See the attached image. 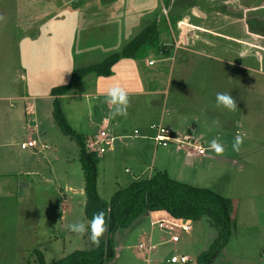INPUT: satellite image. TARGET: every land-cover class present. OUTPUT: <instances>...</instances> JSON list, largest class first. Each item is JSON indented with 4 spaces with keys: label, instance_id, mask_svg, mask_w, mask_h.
I'll use <instances>...</instances> for the list:
<instances>
[{
    "label": "rangeland",
    "instance_id": "obj_1",
    "mask_svg": "<svg viewBox=\"0 0 264 264\" xmlns=\"http://www.w3.org/2000/svg\"><path fill=\"white\" fill-rule=\"evenodd\" d=\"M47 1L0 0V68L4 70L0 76L8 80L4 84L1 80L2 88L10 93L26 89L25 99L11 96L0 102V119L9 123L10 117L13 125L8 124L3 141L14 145L20 161L27 157L34 164L28 176L15 173L4 183L0 264H36V250L50 263L90 247L88 238L66 230L77 219L87 221L85 179L78 143L55 123L52 90L67 85L74 71L102 63L122 50L155 20L161 22L158 45L134 59L120 60L113 77L90 74L78 80L68 94L57 97L60 109L70 127L84 138L87 151L97 155L101 198L110 200L117 190L156 172L213 190L233 199L236 216V225L214 264H261V234L252 229L253 210L246 213L241 159L232 145L245 130L264 127V0H113V8L106 0H76L69 6L74 13L67 9L41 19L42 11H49L44 8ZM65 1L57 0V4ZM252 6L257 8L249 9ZM58 21L66 26L44 36ZM23 64L30 65L18 72L16 68ZM148 77L150 88L145 84ZM115 83L129 92L128 113L134 112L132 123L126 118L129 124L125 123L124 130L114 127L122 121L111 117L103 95ZM146 91L160 93L138 96ZM217 92L230 93L238 109L218 108ZM141 98L151 101L141 102ZM26 108L33 115H26ZM103 119L112 124L102 130ZM139 120H145L148 133L134 131ZM149 125L158 129H149ZM171 125L186 127L190 139L179 141L198 142L207 149L205 155L181 150ZM160 130L170 133L171 140L165 145L154 141ZM102 131L113 142L90 145L100 141ZM210 131L229 137L226 146L230 149L224 145L223 156L209 149ZM23 140L33 141L35 148L22 150ZM211 156L232 159L235 164L210 161ZM192 226L191 233H181L179 242L173 244L170 235L140 217L114 235L117 254L109 264H145L137 258L136 247L152 233L158 236L153 240V264H171L177 255L197 264L199 255L211 248L219 234L206 217Z\"/></svg>",
    "mask_w": 264,
    "mask_h": 264
},
{
    "label": "trees",
    "instance_id": "obj_2",
    "mask_svg": "<svg viewBox=\"0 0 264 264\" xmlns=\"http://www.w3.org/2000/svg\"><path fill=\"white\" fill-rule=\"evenodd\" d=\"M160 24V21H153L122 50L108 56L102 63L74 71L67 85L52 90V95L56 97L55 123L63 134L76 141L80 147V162L85 179V218L90 221L93 213L103 210L109 218V232L101 239L99 247L87 239L90 245L88 249L74 251L67 257L50 263H46L42 253L36 250V264H109L117 254L113 240L116 232L126 231L140 217L157 211H165L173 218L192 222L208 218L210 226L215 227L219 237L210 249L199 255L197 264H214L216 255L224 247L232 227L236 225L233 199L213 190L178 182L164 172L134 180L129 187L117 190L110 200L101 198L97 192V155L87 151L84 138L70 127L58 104L57 97L68 94L78 80L90 74L110 78L114 75V66L120 60L134 59L144 49L158 45ZM163 52L168 54L166 49ZM84 237L88 238L86 235Z\"/></svg>",
    "mask_w": 264,
    "mask_h": 264
},
{
    "label": "crops",
    "instance_id": "obj_3",
    "mask_svg": "<svg viewBox=\"0 0 264 264\" xmlns=\"http://www.w3.org/2000/svg\"><path fill=\"white\" fill-rule=\"evenodd\" d=\"M75 1L76 0H67L63 3H60V5H58L57 0H48L47 2H45L46 5L44 4V8H47L49 11L45 12L43 10L42 14L40 15L39 18L42 19V18L51 16V15H56L57 12L60 13L62 10L64 11L67 9H68V12L74 13L75 11L70 10L69 6L71 3L75 2ZM109 1H111V2H109ZM106 2H108V5H112L111 7L113 8V5H114L113 0H106ZM252 2H254V1L249 0V3H252ZM254 6H252V8L250 7L249 9L257 8ZM65 12H67V11H65ZM112 17H114V15ZM54 19L55 18H52V21ZM59 23L60 24L56 25V26L54 24L51 26L49 25L50 27H49V29H47L48 31L46 32V34L44 36H46L48 33L52 34L53 32L58 31L61 27L66 26V24L63 22H59ZM43 38L44 37H42L41 39H43ZM41 39H39V41ZM46 44L54 45V43H46ZM45 59H51V57L46 56ZM149 64H150V62H149ZM28 65H30V64H23L19 68H16V69L19 72L21 70L26 69L27 68L26 66H28ZM2 71H4V70L3 69L1 70V68H0V73ZM115 75L116 74L114 72L113 76H115ZM20 77L23 79L22 75H20ZM154 77H155V75H154ZM155 78L153 80H155ZM119 79L123 80L125 78H124V76H121V77L119 76ZM1 80H2L3 84H4V81L5 82L8 81L6 78L4 79L3 76H0V102L4 101V99H7V97H11V96H15L17 98L25 99L26 89L23 90V88H22L21 92L10 93L6 90H3V88H2L3 84L1 83ZM147 80L148 81H145V82H147L145 84H148V87L150 88L151 87L150 84L152 81L150 80L149 77L147 78ZM137 84L138 83L134 84V86H137ZM139 93H141L138 95L140 97H149V96H153V95H158L160 92L156 93V91H146V92H139ZM98 99H100V96L98 97ZM133 99H136V98H133ZM140 101L141 102H148V101L150 102L151 99H142L141 98ZM107 107L111 110V106L109 104H107ZM130 108H131V106L128 108V110ZM25 113H26V115H33L34 112L32 110H29L26 108ZM131 113H134V112L132 111ZM131 113H128L126 117H123V116L118 117V120L122 121V122H120L119 124L115 123L114 127L117 129L119 128L120 130H124V128H125L124 126L126 124H129L128 121H130V123H132V121L130 120V114ZM8 115L9 114H7V116ZM1 117H2V115H0V118ZM9 118L10 117H8L9 123L5 122L3 119H0V122L4 125L0 128V199H2V196H4V189H5L4 183L9 180L8 178L15 175V173H18L21 175L27 174V176H28L29 170L34 165L32 162H30L29 159H27V157L24 159H21V161H20L15 155L16 151L14 150V145L8 144L7 142L5 143L3 141V139H4L3 135L6 132V128H8V126H9L8 124H10V126H13V125H11L12 121H10ZM126 118L128 121L126 120ZM173 120L176 121L178 119L173 117ZM110 121L111 120L103 119L101 122V129L103 130V129L109 128L112 124ZM144 121L145 120H139V122L138 121L135 122L136 125H135L134 131L138 130V131H143V132L148 133L147 127L144 125ZM162 121H163V119H162ZM150 126L151 125L148 126L149 129H150ZM169 128H171V132L174 133V135H176L177 138H179V139L180 138L190 139V136H188V132H187L186 127H182V126H178V125L177 126L171 125ZM35 130L37 131V128ZM241 136L244 137L243 144L239 150V156L241 159L240 174L242 175V195L244 196V200H246L248 203V205H247L248 207L246 208L247 209L246 213L249 214V211L253 210L252 214H254V217H255L253 225L249 224L248 227H251V225H252V229H254L255 232L261 234V236H260L261 238L259 239V241H261L260 253L264 254V127H257L256 126L254 129L249 128L248 130H245V132H243V134ZM114 137H118V136H114ZM119 137H122V136H119ZM145 137L146 136H142V138H145ZM207 137H209L210 141L213 138H217L220 141V143L225 145V146H226V142H227L226 139L229 138L225 134L223 135L221 133H212L211 131L207 134ZM22 143H24V140L22 141ZM43 148L46 149L47 147L43 146ZM141 148L144 149L145 147L141 146ZM30 149H33V148H30ZM30 149H22V150H30ZM209 149H210V147H209ZM226 149H230V148L227 147ZM21 154H23V153H21ZM209 160L210 161L216 160V161L222 162V163L226 162V164H229V165L235 164V162L232 159L229 160V159L216 157V156H211V158H209ZM27 187H28V185H27ZM169 216L170 215L165 211H157V212H151L148 214V216H143L142 218L149 219L150 224H152L153 221H156L159 219H167ZM155 238H158V236L152 233L150 236L147 237V240H149L151 243H153V240H155ZM260 261H261V264H264V258Z\"/></svg>",
    "mask_w": 264,
    "mask_h": 264
},
{
    "label": "clouds",
    "instance_id": "obj_4",
    "mask_svg": "<svg viewBox=\"0 0 264 264\" xmlns=\"http://www.w3.org/2000/svg\"><path fill=\"white\" fill-rule=\"evenodd\" d=\"M105 102L111 106L110 115L114 119L116 117H126L128 108L131 106L129 92L120 84L115 83L109 86L105 92ZM216 106L227 109L228 111H236L238 109L237 100L226 92L216 93ZM216 126L220 125L219 120L213 121ZM239 127V124L236 125ZM243 136L238 135L232 145L233 151L239 152L243 144ZM209 147L218 156H223L225 153L224 145L217 138H213L209 142ZM127 170V169H126ZM66 230L75 233L83 238L88 236L89 241L96 247L100 246L101 239L109 232V218L103 210L93 213L90 221L77 219L76 221L66 225Z\"/></svg>",
    "mask_w": 264,
    "mask_h": 264
},
{
    "label": "built area",
    "instance_id": "obj_5",
    "mask_svg": "<svg viewBox=\"0 0 264 264\" xmlns=\"http://www.w3.org/2000/svg\"><path fill=\"white\" fill-rule=\"evenodd\" d=\"M152 62H150V65ZM151 129L156 130L158 126L152 125ZM100 141L97 142H90V145H97L101 141H103L100 145L104 142L109 146L111 142H113L114 138H109L106 136L105 132L102 131L99 135ZM171 136L168 131L160 130L159 133L156 134L154 141L158 144L164 143V145L170 142ZM180 139H175V142L179 145L181 150H185L187 152H193L198 156H204L206 149L203 146L197 145L196 143L187 142L186 144L179 141ZM174 143V142H173ZM35 143L33 141H27L21 145L22 149H30L34 148ZM91 147V146H90ZM100 151L104 152L105 149H100ZM191 220L185 219H176L169 216L167 219H159L152 222V227H157L160 231L167 233L169 236V242L173 244H177L179 242V236L181 233H191L193 231ZM156 245L151 243L149 240L145 239L140 242L136 247V256L137 258L141 259L145 264H153L151 260V254L155 251ZM191 260L189 257L185 255H177L173 256L170 259L171 264H190Z\"/></svg>",
    "mask_w": 264,
    "mask_h": 264
},
{
    "label": "water",
    "instance_id": "obj_6",
    "mask_svg": "<svg viewBox=\"0 0 264 264\" xmlns=\"http://www.w3.org/2000/svg\"><path fill=\"white\" fill-rule=\"evenodd\" d=\"M145 216H148V213H147V214H145Z\"/></svg>",
    "mask_w": 264,
    "mask_h": 264
},
{
    "label": "bare ground",
    "instance_id": "obj_7",
    "mask_svg": "<svg viewBox=\"0 0 264 264\" xmlns=\"http://www.w3.org/2000/svg\"><path fill=\"white\" fill-rule=\"evenodd\" d=\"M193 223V222H192Z\"/></svg>",
    "mask_w": 264,
    "mask_h": 264
}]
</instances>
